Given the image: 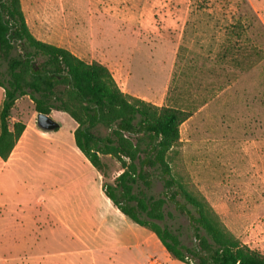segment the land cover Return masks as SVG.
<instances>
[{
    "label": "rangeland",
    "instance_id": "obj_1",
    "mask_svg": "<svg viewBox=\"0 0 264 264\" xmlns=\"http://www.w3.org/2000/svg\"><path fill=\"white\" fill-rule=\"evenodd\" d=\"M21 3L37 38L65 47L88 62H103L108 54L118 57L122 47H134L143 37L148 42L164 41L185 30L172 82L175 89L170 94L193 115L196 108L207 104L192 121L193 133H187L189 124L183 121L180 125L182 144L176 168L185 180L197 186L242 243L264 252V0ZM190 47L214 53L207 55ZM3 94L0 87L1 99ZM12 114L11 122H37L29 96L19 99ZM64 114L71 118L67 112ZM59 121L67 127L64 120ZM104 161L107 176L98 171L100 178L94 190L99 198L98 209L103 207L100 201L104 198V181L114 183L121 171L115 158L105 156ZM161 189L162 182L157 178L151 189L144 187L152 195H158ZM166 210L174 216L160 223L177 229L182 242L192 246L195 236L189 217L173 204H168ZM29 212L33 214L34 210ZM32 225H27L26 231L9 230L5 225L0 232V264H72L69 258L88 259V238L83 243L70 237L61 227L57 229L52 219L43 234ZM38 241L39 245H34Z\"/></svg>",
    "mask_w": 264,
    "mask_h": 264
},
{
    "label": "trees",
    "instance_id": "obj_2",
    "mask_svg": "<svg viewBox=\"0 0 264 264\" xmlns=\"http://www.w3.org/2000/svg\"><path fill=\"white\" fill-rule=\"evenodd\" d=\"M1 66H4L3 72ZM0 157L7 159L26 124L11 122L16 100L29 96L35 111L67 112L76 122L77 147L107 176L105 156L121 164L105 195L132 221L149 228L170 255L188 264H264V252L237 238L221 221L197 186L176 168L181 153L180 125L192 112L157 105L123 91L102 62L85 61L71 50L37 38L21 0H0ZM162 182L158 195L154 179ZM168 204L187 215L195 243L166 224ZM192 259L194 261H192Z\"/></svg>",
    "mask_w": 264,
    "mask_h": 264
},
{
    "label": "crops",
    "instance_id": "obj_3",
    "mask_svg": "<svg viewBox=\"0 0 264 264\" xmlns=\"http://www.w3.org/2000/svg\"><path fill=\"white\" fill-rule=\"evenodd\" d=\"M137 20L140 19L136 23ZM26 21L29 24L28 18ZM184 33L182 29L178 37L166 36L169 38L156 42L143 37L134 47H122L118 57L108 54L102 63L123 91L157 105L186 109L183 102L170 94L175 89L172 82ZM190 48L207 55L214 53L203 47ZM2 100L0 96V106ZM205 103L182 123L189 124L188 134L193 133L192 121L204 110ZM64 113L52 110L49 114L59 123L54 130L36 126L33 119L26 121L9 157H0V232L5 225L9 230L26 231L27 225L33 224L34 230L43 234L52 219L57 229L61 227L70 237L83 243L85 238L90 240L88 259L69 258L67 261L72 264H188L172 257L154 232L122 213L103 189V207L98 209L99 198L94 190L100 173L75 143L77 122ZM59 119L66 122V128ZM99 214L102 215L98 217Z\"/></svg>",
    "mask_w": 264,
    "mask_h": 264
},
{
    "label": "water",
    "instance_id": "obj_4",
    "mask_svg": "<svg viewBox=\"0 0 264 264\" xmlns=\"http://www.w3.org/2000/svg\"><path fill=\"white\" fill-rule=\"evenodd\" d=\"M37 124L44 130H54L59 126V123L46 113H37Z\"/></svg>",
    "mask_w": 264,
    "mask_h": 264
}]
</instances>
